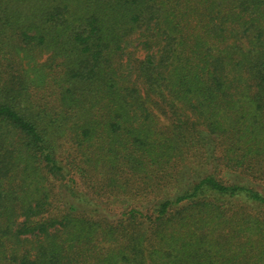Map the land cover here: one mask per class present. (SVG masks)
Returning <instances> with one entry per match:
<instances>
[{"label":"trees","instance_id":"trees-1","mask_svg":"<svg viewBox=\"0 0 264 264\" xmlns=\"http://www.w3.org/2000/svg\"><path fill=\"white\" fill-rule=\"evenodd\" d=\"M0 264H264V0H0Z\"/></svg>","mask_w":264,"mask_h":264},{"label":"rangeland","instance_id":"rangeland-1","mask_svg":"<svg viewBox=\"0 0 264 264\" xmlns=\"http://www.w3.org/2000/svg\"><path fill=\"white\" fill-rule=\"evenodd\" d=\"M24 55V54H23ZM46 56H44L42 59H40V60H37V64H39V63H44L45 61H46ZM37 64L36 63H34V62H32V61H28V60H26L25 62H24V65H25V68L28 70H32L33 68H35V66H37ZM32 79H34V76H32ZM40 84H43V81L40 83Z\"/></svg>","mask_w":264,"mask_h":264}]
</instances>
